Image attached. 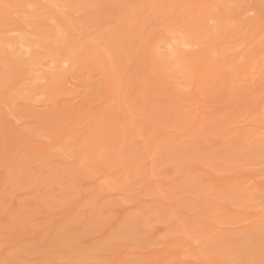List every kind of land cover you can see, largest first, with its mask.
I'll use <instances>...</instances> for the list:
<instances>
[{
    "label": "rangeland",
    "instance_id": "374dc122",
    "mask_svg": "<svg viewBox=\"0 0 264 264\" xmlns=\"http://www.w3.org/2000/svg\"><path fill=\"white\" fill-rule=\"evenodd\" d=\"M0 264H264V0H0Z\"/></svg>",
    "mask_w": 264,
    "mask_h": 264
}]
</instances>
